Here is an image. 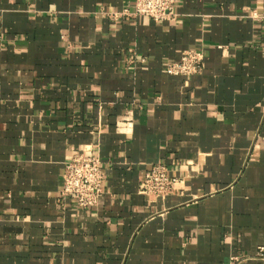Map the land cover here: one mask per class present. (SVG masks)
Wrapping results in <instances>:
<instances>
[{"label":"crops","instance_id":"1","mask_svg":"<svg viewBox=\"0 0 264 264\" xmlns=\"http://www.w3.org/2000/svg\"><path fill=\"white\" fill-rule=\"evenodd\" d=\"M131 11L0 0V264H264V0ZM186 50L201 72L167 75ZM74 153L104 173L88 210L59 195ZM156 164L163 198L138 192Z\"/></svg>","mask_w":264,"mask_h":264},{"label":"built area","instance_id":"2","mask_svg":"<svg viewBox=\"0 0 264 264\" xmlns=\"http://www.w3.org/2000/svg\"><path fill=\"white\" fill-rule=\"evenodd\" d=\"M132 11L122 13L125 17H147L154 22L170 21L174 16L175 0H131ZM254 18H258L253 14ZM264 19V15L262 17ZM202 55L193 50L183 51L179 59L165 65L164 71L169 76L188 77L199 74L202 70ZM104 173L97 155L74 153L63 163L60 199H69L75 207L88 210L94 207L102 194ZM177 183V179L167 175L163 165H152L143 175L138 192L153 197H166ZM256 255L262 257V249ZM232 261L244 259L232 257Z\"/></svg>","mask_w":264,"mask_h":264}]
</instances>
